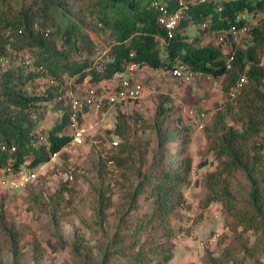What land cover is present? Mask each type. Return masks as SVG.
I'll return each mask as SVG.
<instances>
[{
  "label": "trees",
  "instance_id": "obj_1",
  "mask_svg": "<svg viewBox=\"0 0 264 264\" xmlns=\"http://www.w3.org/2000/svg\"><path fill=\"white\" fill-rule=\"evenodd\" d=\"M218 5L222 6L221 11L217 10ZM245 9H264V0H207L190 5L172 36H168L165 27L158 23V10L150 0H0V59L11 47L23 48L37 55L41 65L36 74L47 72L60 84L65 76H70L76 88L74 83H82L88 75L89 84L93 85L107 79L134 52L135 60L152 68L180 60L195 72L225 76V92L251 61L247 69L250 87L238 99L241 127L226 124L227 112L232 109L229 105L227 112L217 111L206 128L209 149L219 163L206 176L202 204L219 200L232 229L236 231L240 226L242 230L264 234V27L254 26L253 45L238 48L229 69L217 45L190 41L182 31L191 22L202 24L206 19L209 31L240 27L244 21L237 19V14ZM87 26L97 29L102 38L107 35L114 41L111 54L115 60L107 63L103 72L91 67L88 60L78 58L81 50L97 45ZM32 77L33 73L25 75L23 69L0 72V167L8 161L16 167L24 162L32 167L40 165L70 141L67 110L49 132L47 142L38 140L31 106L41 99L56 98L62 88L56 85V90L45 97L31 94L25 83ZM154 127V159L149 171L139 170L141 179L125 199V232L115 240L121 251L114 252L111 258L105 253L101 264H168L173 257L167 242L173 234L172 215L185 202L183 188L189 183L193 167L192 157L186 153L191 135L182 118L173 119L167 108L159 111ZM116 132L126 140L125 121L117 122ZM124 147L129 150V145L123 144L116 156L120 166L130 159L129 153L123 155ZM238 176L245 179L247 192L234 182ZM141 199L150 202L149 211L142 212ZM133 211L136 213L131 216ZM143 234L147 237L140 242Z\"/></svg>",
  "mask_w": 264,
  "mask_h": 264
},
{
  "label": "rangeland",
  "instance_id": "obj_2",
  "mask_svg": "<svg viewBox=\"0 0 264 264\" xmlns=\"http://www.w3.org/2000/svg\"><path fill=\"white\" fill-rule=\"evenodd\" d=\"M247 20L251 29L254 25L264 27V9L254 10L247 15ZM87 31L97 43L94 48L81 50L80 54L87 58L95 52L101 55L113 41L107 35L102 38L91 26H87ZM182 31L190 41L202 45H217L221 39L200 23L191 22ZM226 40L236 50L254 43L249 33L229 35ZM20 51L26 52L19 47L8 50L0 59V72L23 69L25 75L33 73L25 83L31 94L45 97L56 90V85H61L63 91L70 76H65L60 84L47 72L36 74L41 65L37 55L27 51L30 63H25L18 54ZM250 63H246V69ZM132 77L143 84L142 96L115 104H110L109 99L122 92V86L111 80L93 82L104 85L106 100L98 111L84 115L83 121L93 125L90 135L84 144L67 143L56 156L43 162L45 166L36 180L25 187L10 189L1 183L4 175L0 171V264H101L105 253L111 258L114 252L121 251V245L115 240L125 232L128 213L125 199L141 179L139 170L149 171L157 145L154 123L163 108L169 110L173 119L181 117L189 127L191 142L186 153L192 157L193 166L189 183L183 188L185 202L172 215L173 234L167 244L173 257L168 264H264L262 232L245 231L240 226L236 231L232 229L219 200L207 206L202 204L206 176L219 163L209 149L206 128L210 127L216 112H227L229 105L232 109L227 112L226 124L241 127L242 122L237 118L240 115L238 99L251 81L237 99H230L229 90H223L225 76L211 79L199 73L185 79L165 75L162 68L146 67L134 72ZM74 85L83 95V82ZM66 110L57 97L32 104L31 115L36 119L34 129L39 141L47 142L49 132L62 120ZM190 111L195 117L205 114L203 129L197 128ZM119 121L127 125L125 141L116 132ZM110 139L119 140L116 148H107ZM123 144L129 145L127 151L124 147L123 155L129 153L130 159L120 166L116 156ZM107 156L114 160L113 170L107 165ZM23 164L32 167L28 162ZM71 168H74V178L69 180L65 174ZM234 182H239L243 191L249 190L242 176ZM149 203L139 201L142 212L150 210ZM146 237L141 235L140 242ZM149 246L147 242L146 249Z\"/></svg>",
  "mask_w": 264,
  "mask_h": 264
},
{
  "label": "built area",
  "instance_id": "obj_3",
  "mask_svg": "<svg viewBox=\"0 0 264 264\" xmlns=\"http://www.w3.org/2000/svg\"><path fill=\"white\" fill-rule=\"evenodd\" d=\"M207 0H151V5L158 10V23L165 27L167 35L172 36L174 33L176 25L180 22L184 16V10L195 4H200L206 2ZM172 5H177L172 8ZM217 10L221 11L222 6L218 5ZM254 10H242L237 14V19H242L244 22L242 26L238 27L236 25L230 28H222L214 30L213 33L220 35V41L217 46L222 51L223 57L225 59L226 68L232 67V63L236 58V48L226 40L229 35L238 36L240 33H249L251 35V25L247 20V15H251ZM207 27L208 20L206 19L203 23ZM162 42H165V38H162ZM114 41L109 42L106 45L103 52L92 54L87 58L84 54H78L80 60H88L91 67L97 69L99 72L105 71L107 68V63L113 62L115 60L114 56L111 54V48ZM20 58L25 63H30V55L26 52H18ZM134 52L129 53V59H124L122 62V68L115 69L111 72L110 76L103 80L116 81L122 86V92L116 94V96L109 99L110 104H115L117 102H122L126 99H137L143 94V84L137 80H133V73L139 71L143 68L149 67L144 61H137L134 59ZM102 58V59H101ZM158 69V68H156ZM162 72L165 75L175 76L177 78L191 79L197 74H202L208 78L215 79L216 76L211 73L206 72H195L190 67L182 63L180 60H176L170 66L162 67ZM90 76H86L83 81V95H80L73 86L72 79L67 81L63 91L57 96V100L61 101L67 111V125L66 131L70 136V141L68 143L81 145L84 144L86 138L90 135L92 124H86L84 120V115L90 113L91 111H98L106 100L105 91L106 88L103 86H97L89 84ZM249 82V75L247 69L245 68L239 73L234 84L229 88L230 99H237L240 92L246 87ZM191 118L195 122L198 129H203L205 127V114L201 113L197 117L193 115V111H190ZM94 143H98L99 140H92ZM119 144L118 139H110L106 144L107 148H116ZM4 148V146H2ZM59 152V151H58ZM58 152L51 155L54 157ZM107 165L111 170L114 169L115 163L113 158L107 156ZM45 164L39 165L37 167H28L23 163L18 167L12 165L10 161L5 166L0 167L1 173L4 175L1 183L6 185L10 189H18L25 187L29 183L33 182L38 178L40 169H42ZM66 179L74 178V168H71L66 174ZM217 235H215V238Z\"/></svg>",
  "mask_w": 264,
  "mask_h": 264
}]
</instances>
